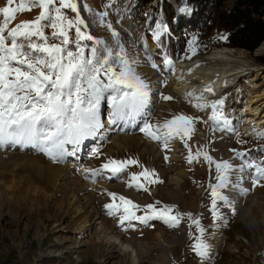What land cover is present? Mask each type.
Masks as SVG:
<instances>
[{
	"label": "rangeland",
	"instance_id": "obj_1",
	"mask_svg": "<svg viewBox=\"0 0 264 264\" xmlns=\"http://www.w3.org/2000/svg\"><path fill=\"white\" fill-rule=\"evenodd\" d=\"M159 1L149 0L145 5L146 22L163 17ZM85 2L99 13L107 10L104 5L109 0ZM169 2L175 11L178 10L176 21L188 18L189 14L184 17L180 12L181 7L188 4L177 3V0ZM18 3L19 0H14L12 5H7V0H0V7H16ZM122 3V10L128 11V0H122ZM228 4L230 2L226 1ZM39 11L38 7H33L15 13L9 27L34 19ZM2 18L0 14V20ZM44 31L50 36L52 29L45 28ZM88 32L93 37L102 38L101 25ZM147 32L156 44L161 35L160 27ZM152 41L145 37L142 50L134 47L128 57L135 61V71L149 86V103L134 122L109 123L110 109L106 102H102L101 121L108 125L103 124L104 128L97 137L85 140L74 156H65L60 161H54L32 144L11 141L0 144V264H264V178L253 186L254 169L241 171L239 168L245 160H258L249 153L248 140L263 139L264 135L258 133L264 132V127H253V134L254 130L248 131L245 126H251L253 119L256 125L259 124L256 118L247 119L245 116L241 118L248 123L239 125L241 118L233 115L241 112V104L228 107L227 96L218 100L223 101L221 110L228 124L209 120L212 110L197 109L194 102L192 104L196 107L190 104L187 94L181 95L175 89L171 70L178 64L168 59L171 63L165 65L166 57L158 52ZM49 42L59 41L50 39ZM262 45L264 42L257 49ZM194 47H189L183 60L198 57L194 54ZM216 49L241 50L255 62L256 68L264 72V65L259 62L264 60V52L257 54L255 49L249 53L228 46L210 50ZM210 50L201 55L210 53ZM243 71L247 69L243 68ZM262 72L253 84L249 83V87L241 80L244 83L237 87L241 92L240 101L264 91ZM163 96L172 99L165 100ZM176 115L192 117V131L188 136H174L167 141L166 148L140 131L145 121L159 125ZM111 127L115 132H107ZM110 133L120 137L122 147L113 145ZM127 134L139 142L124 140ZM145 140L150 147L147 150L143 149ZM66 147L68 151L72 150L71 145ZM93 148H98V156L92 155ZM233 149L247 155L238 157ZM189 150L194 157L191 163L187 159ZM197 152H207L214 161H229L233 165L228 176L229 185L221 191L237 210L225 208V204L218 201V216L214 218L209 185L217 182L215 165L206 161L203 155L197 157ZM108 159H133L138 163L127 165L117 176H111L107 170L96 177L85 173L84 169L99 168ZM144 169L154 170L150 179L155 181L158 178V182L149 183L139 177L144 188H137L134 183L129 186L131 174ZM171 177L179 179V184H173ZM153 186L156 192L145 196L144 190ZM241 188L248 191L242 192ZM109 192L117 194L116 203H120L119 196H124L138 205L133 209L137 216L149 211L148 204L157 209L172 206V214H180L179 223L170 226L157 218L146 222L121 221L122 212L109 215L105 208V204L112 203ZM197 219L203 228L202 233L193 223ZM197 237L209 245L207 257L202 258L193 250Z\"/></svg>",
	"mask_w": 264,
	"mask_h": 264
},
{
	"label": "snow or ice",
	"instance_id": "obj_2",
	"mask_svg": "<svg viewBox=\"0 0 264 264\" xmlns=\"http://www.w3.org/2000/svg\"><path fill=\"white\" fill-rule=\"evenodd\" d=\"M14 0H7L12 5ZM112 0L104 5L110 8ZM40 9L39 14L30 21H21L13 27L9 22L14 14ZM84 11L95 16L97 21L110 32L115 41V50L103 38L93 37L88 32V24L82 18ZM0 144L11 141L17 144L27 143L52 158L63 160L65 156H74L79 146L89 138L97 137L104 128L101 121V105L106 102L109 112V123L117 121L125 123L141 115L149 103V86L137 74L132 61L128 58L124 46L119 42V33L112 23L106 21L107 11L96 13L84 0H19L16 7H0ZM74 14V15H73ZM45 28H51V35L45 34ZM166 31V29H164ZM58 43H50L49 40ZM91 41L89 44L87 42ZM87 49V51H86ZM165 65L171 61L164 59ZM152 67H156L153 63ZM211 91V88L207 89ZM171 100L170 96H163ZM223 101L218 100L211 105L197 104L199 108L210 107L209 120L216 124H228L222 109ZM193 118L176 115L159 125L144 122L140 131L151 139L160 141L167 147V141L174 136H188L192 131ZM264 135V132L258 133ZM181 136V138H183ZM67 145L72 146L68 151ZM187 147V144H185ZM233 152L238 157H245V152ZM92 155H99L98 148L92 149ZM203 155L210 164L215 165L216 183L210 184L211 211L218 216L217 202L228 204V197L221 191L229 185V173L233 165L229 161L216 162L207 152H197ZM191 150L187 157L189 163L193 159ZM167 159V156L165 157ZM137 160L108 159L99 168L84 169L96 177L107 170L111 176L122 173L129 164H137ZM254 169L253 186L264 178V158L257 161L245 160L239 166ZM154 175L144 169L138 174H131L129 186L134 183L137 188H144L139 183V177H144L149 183L158 182L150 177ZM239 187V185H233ZM247 192V188H241ZM112 203L105 204L109 215L121 212V221L162 219L170 226L179 223V213L172 214V206L157 209L148 204L143 216H137L133 209L138 208L129 199L109 192ZM190 216V214H188ZM197 230L203 228L199 220H194ZM197 255L204 258L209 252V245L200 237L193 245Z\"/></svg>",
	"mask_w": 264,
	"mask_h": 264
},
{
	"label": "trees",
	"instance_id": "obj_3",
	"mask_svg": "<svg viewBox=\"0 0 264 264\" xmlns=\"http://www.w3.org/2000/svg\"><path fill=\"white\" fill-rule=\"evenodd\" d=\"M226 1L230 4L226 5ZM148 2L135 0L130 11H124L122 0H112L111 7L106 10V21L111 22L119 33V42L128 57L134 47L142 50L144 38L150 39L147 31L157 26L161 35L156 49L175 64L183 60L191 45L195 46V55L222 46L253 53L264 42V0H177V3L188 4L192 9L190 17L181 21L175 20L177 13L169 0H160L163 17L146 22L143 11ZM80 13L88 24V31L93 32L101 25L98 21L93 23L95 17L82 7ZM101 34L118 51L110 32L102 25ZM259 62L264 65V60ZM248 142L249 153L258 160L264 158V137L260 140L252 138Z\"/></svg>",
	"mask_w": 264,
	"mask_h": 264
},
{
	"label": "bare ground",
	"instance_id": "obj_4",
	"mask_svg": "<svg viewBox=\"0 0 264 264\" xmlns=\"http://www.w3.org/2000/svg\"><path fill=\"white\" fill-rule=\"evenodd\" d=\"M128 2L130 4L132 1L128 0ZM184 7L185 8L182 7L183 9L180 12H185V14L188 15L189 9H186L188 8L187 6ZM210 51V53H207L205 55H197L198 57L194 58L191 61L183 60V62H178V65L176 64L177 66H174V68L171 70V75L175 79L173 80L175 82V89L181 95L183 93L187 94L189 98L186 95L185 96L187 97V99L191 100V105H193V102L195 103V105H211L212 103L218 101L219 98L227 96L228 107H233L237 103L241 104L240 106L242 107V110L240 107V113H236L233 115L234 118L236 117V115L239 118L245 116L247 119L253 117L256 118V121L259 125H264V91L260 94H252V96H249L248 98L246 97L242 101H240L241 92H239L237 88L241 80L245 82V85L247 87H249L250 84H253L254 81L258 78L257 76H259V74L262 72L261 69L256 68L258 66L255 64V62L245 56L241 52V50L216 49ZM262 52H264V45L257 49L256 53L259 54ZM243 68L247 69V71H243ZM251 72L254 73L251 74ZM262 73L264 74V72ZM208 88H211V91H208ZM196 108L202 109L199 107ZM210 110V107H205L206 112H209ZM230 116L232 117L231 114ZM238 121H240V119ZM245 121L247 120L245 119ZM103 124L108 125L107 123ZM109 130L110 132H115V129H113L112 127L107 129V132ZM103 134L107 133L104 132ZM110 134L113 145H115L116 147H122L123 143L122 141H120V137H115L112 135V133ZM123 138L124 140L128 141H136L132 136L128 134L124 135ZM146 139L149 140L148 138ZM147 140H145V143L143 145L144 150L150 148ZM136 142L138 143L139 141ZM179 181V179H174L173 177H171V182L173 184H179ZM155 192V186L151 188L149 187L144 190V195L149 197ZM225 208H233L237 210L236 206L232 202L225 205ZM182 235H184V233Z\"/></svg>",
	"mask_w": 264,
	"mask_h": 264
}]
</instances>
